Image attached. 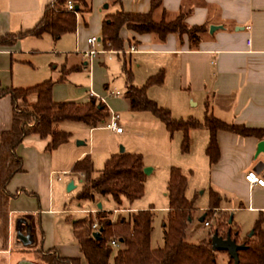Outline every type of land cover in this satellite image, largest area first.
Listing matches in <instances>:
<instances>
[{
	"label": "crops",
	"instance_id": "1",
	"mask_svg": "<svg viewBox=\"0 0 264 264\" xmlns=\"http://www.w3.org/2000/svg\"><path fill=\"white\" fill-rule=\"evenodd\" d=\"M52 2L53 0H0V37L33 30ZM152 2L153 0H122L119 5L113 0H88L89 7L78 15L83 22L78 23L75 35L79 34L83 41L86 38L88 49V38L97 37L101 40L102 37L103 22L108 14H104L101 9L113 7L111 14L119 11L148 14L152 10ZM161 2L168 12L167 20L186 14L188 26L206 25L209 30L201 36L199 47L194 49L190 46L188 36L170 34L162 41L154 34L139 35L127 29L122 30L121 37L125 41L123 50H128L133 45L138 48L137 53L128 55H137L140 57L139 61L145 64L146 82L160 72L164 74V82L150 87L148 96L159 106L169 109L175 119L192 118L203 122L208 107L210 114L228 124L264 130V0ZM95 8H99L102 15L100 13L95 16L92 13ZM85 15L89 16L91 24L86 21ZM211 26L218 29L210 33ZM66 35L59 39L51 35L41 38L28 36L14 46H0L2 87L28 89L49 80L37 75L34 67L37 57L43 53L41 42L50 39L57 44ZM97 57L93 61L83 57L82 65L90 71ZM81 68L74 66L70 69L63 66L62 72L65 74L67 70L77 71ZM127 87L128 82L126 92ZM126 92L125 106L127 104L131 109ZM110 96L118 97L120 94L110 93ZM97 98L112 110L107 100ZM53 99L57 103H77L64 102L56 96L54 89ZM35 100V97L31 98V101ZM13 108L10 96L0 98V132L12 128ZM102 124L91 130L104 127ZM190 137L191 147L200 144V147L205 148L210 141V133L206 128L191 130ZM217 140L219 159L215 163H211L208 156L201 160L205 176V182L201 186L210 193L214 191L222 196L220 209L216 211L231 215L241 237H245V231L252 230L258 219L264 218V187L251 185L245 179L249 172H256L264 179V153L257 155L259 144L264 139L220 131ZM50 141V137L42 139L39 135H31L17 150L24 161L23 172L17 174L8 185V191L15 197L9 202L8 242L5 248L0 246V264H43L38 261L43 252L54 250L62 258L79 259L81 264H88L74 235L73 223L77 220L71 221L67 217V221L63 222L58 217L60 214L69 215L73 211H60L54 207L52 181L55 177V162L52 152L47 151ZM86 156L87 153H81L74 164ZM182 173L188 179L183 171ZM76 174L85 179V174ZM126 211L131 216L141 210L130 208ZM166 220L167 217L163 223L164 232ZM191 233L189 230L188 237H191ZM204 239L205 237L202 240Z\"/></svg>",
	"mask_w": 264,
	"mask_h": 264
},
{
	"label": "trees",
	"instance_id": "2",
	"mask_svg": "<svg viewBox=\"0 0 264 264\" xmlns=\"http://www.w3.org/2000/svg\"><path fill=\"white\" fill-rule=\"evenodd\" d=\"M72 1L79 10L67 11ZM121 4L122 0H113ZM89 7L88 0H53L45 9L40 23L30 31L0 37V46H14L25 37L41 38L51 35L59 39L66 34H75L78 27V15ZM168 12L161 0H153L152 10L148 14H132L119 11L108 15L103 22L102 43L111 42L114 50H123L125 41L121 37L123 29L139 35L154 34L165 41L170 34L180 37L188 36L191 48H198L201 36L208 32L206 25L190 27L180 14L174 20H167ZM73 70V69H72ZM67 70L60 81H65L72 71ZM164 82L163 72L148 79L145 85L137 87L132 84L128 74L126 97L133 112H151L155 114L171 132L182 131L184 139L182 148L190 151V132L194 129L206 128L210 133V141L206 149L211 163L220 156L217 134L220 131L234 133L242 137L264 139V130L251 129L245 126L228 124L207 112L204 121L196 119H175L169 109L148 97V90L154 85ZM55 82L48 80L28 89L3 88L0 81V98L10 96L13 100V122L9 131L0 132V246L5 248L8 242L9 202L15 197L8 191L12 179L23 172V159L18 155V148L31 135H39L42 139L51 138L47 151L52 152L69 142L71 134L61 130L59 126L66 122L85 123L96 128L109 118L107 106L92 97L87 103H57L53 99ZM35 97L33 102L31 98ZM22 101V103H21ZM145 165L143 157L137 154L119 153L106 162L105 168L94 177V166L90 156L78 161L74 173L85 174V183L79 194L80 200H94L96 196L112 197L122 205L126 199L134 203L145 195ZM188 179L181 169L173 167L168 182L169 213L165 223L164 246L152 247L154 208L139 211L127 217L119 216L117 220L110 218L107 211L98 212V225L103 228L101 239L94 238L93 219H81L73 223L74 235L78 240L88 264H219L218 251L212 247V238L199 243H190L189 226L192 221L193 202L186 197ZM222 196L210 193V214L220 209ZM209 214H206L207 221ZM228 215L224 223H220L210 234L216 231L223 238L230 233L233 240L246 248L239 251V264H264V218L261 217L253 228L252 236L241 237L238 228L230 223ZM117 238L123 249L115 250L110 242ZM227 254L226 252H222ZM228 255V254H227ZM45 264H81L79 259H65L57 251L43 252ZM227 264H235L228 255Z\"/></svg>",
	"mask_w": 264,
	"mask_h": 264
},
{
	"label": "rangeland",
	"instance_id": "3",
	"mask_svg": "<svg viewBox=\"0 0 264 264\" xmlns=\"http://www.w3.org/2000/svg\"><path fill=\"white\" fill-rule=\"evenodd\" d=\"M113 10V7L107 10L101 9L104 14L108 15L113 13ZM92 13L97 16L101 12L99 8L98 10L95 8ZM85 19L91 24L88 15H85ZM82 22L83 19L79 16L78 23ZM85 41L81 39L79 34H68L57 44H54L50 39L42 41L41 49L43 53L34 62L37 75L55 82L54 92L64 102L87 103V99H91V93L96 96L95 98L99 102H102V100L97 97L104 98L111 105V111L120 115V126L124 133L116 135L107 128V123L111 117L109 111L106 124H102L104 127L95 130H91V127L85 123L72 121L62 123L61 129L70 133L71 138L69 142L52 151L55 162L53 168L55 177L52 181L54 207L60 211L71 210L73 213L69 215L60 214L58 217L63 222L67 221V217H70L71 221L73 219L91 218L94 225L98 224L99 204H102L104 211L112 213L110 216L112 220H117L119 216L129 218L130 215L126 210L130 208L143 211L154 207L156 211L153 220L152 245L156 249L162 248L165 235L163 223L164 219L168 217L170 206L168 182L170 171L175 167L182 169L188 177V184L190 183L186 191V197L193 202L194 211L189 226L192 235L187 240L194 243L201 241L203 237L205 239L212 238L210 231L214 230L218 224L224 223L228 214L219 210L213 211L211 214L209 212L210 192L201 186L203 185L202 182H205L201 160L207 156V147L203 148L199 146L200 144H196L194 147L190 146V153H185L182 148L184 139L182 131L171 133L155 114L151 112H133L127 107V104L125 106L124 99L128 74L130 73L133 85L142 86L146 84L144 78L145 64L139 61L140 57L128 54L126 56L123 54L121 56L114 55L110 61L107 55H101L97 57L95 64L89 71L88 68L85 69L82 65L83 54L81 52L87 49ZM101 49L102 46L98 45L97 50ZM63 66L70 69L74 66H81L82 68L81 70L71 71L65 81H60L64 75V72H62ZM110 93H119L120 96L111 97ZM79 143H83V145L80 146ZM122 149L130 154L141 155L145 168L152 169V172L146 175L144 197L134 203H130L125 199L122 205L117 204L109 196L101 197L97 195L94 200H80L79 194L85 179L76 173H72L75 165L74 160L81 153H87V156L92 159L95 170L93 176L96 177L105 168L108 159L121 153ZM59 177H61V181L57 180ZM72 183L75 188L69 190ZM118 209L121 211L119 210L115 215L114 211ZM92 210L94 213H90ZM84 211L89 212L85 213ZM204 214H209L207 221L210 223V227H206L204 221H201ZM233 226L237 228L234 218ZM252 231L253 229L248 232L245 231L246 236L250 235ZM121 249H123L122 246L119 250ZM217 257L219 264H227V254L218 252ZM39 260L45 264L42 258H39Z\"/></svg>",
	"mask_w": 264,
	"mask_h": 264
},
{
	"label": "built area",
	"instance_id": "4",
	"mask_svg": "<svg viewBox=\"0 0 264 264\" xmlns=\"http://www.w3.org/2000/svg\"><path fill=\"white\" fill-rule=\"evenodd\" d=\"M66 9L69 12H75L76 6L72 1H69ZM87 44L89 45V48L81 53L83 54V57L85 59H88L89 61H93L99 55H107L109 57V60H112L114 55L133 54V53L138 52V48L135 45L131 46L128 50H114L112 48L111 42L107 41L106 43H102V41L98 40L97 37L88 38ZM98 45L102 46L101 50H97ZM91 96L96 97V96H93V93L91 94ZM108 111L110 112L111 117H110V121L107 123V128L117 134L123 133V129L120 126V115L109 110V108H108ZM245 179L251 185L264 187V179L260 178L256 172H249L246 175ZM58 180H61V177H59ZM118 212L119 210H115L114 211L115 215ZM204 224L206 227H210V223L208 221L204 222ZM99 230H100L99 225L94 224L93 231L98 232ZM110 246L115 250H119L122 245L119 242V240L115 238L110 242Z\"/></svg>",
	"mask_w": 264,
	"mask_h": 264
},
{
	"label": "water",
	"instance_id": "5",
	"mask_svg": "<svg viewBox=\"0 0 264 264\" xmlns=\"http://www.w3.org/2000/svg\"><path fill=\"white\" fill-rule=\"evenodd\" d=\"M108 8V6H106ZM76 10H79V7H76ZM218 27L216 26H211L210 28V33H214ZM79 145H83V143H79ZM121 153H124V150L122 149ZM260 153H264V141L260 142L259 147H258V152L257 155ZM152 169L151 168H144V174L149 175L151 173ZM75 188L74 184L72 183L69 186V190H72ZM99 211L103 210L102 204L98 205ZM206 219V214L201 218V221H205ZM233 222V218L230 219V223ZM103 233V228H100L98 232L94 233V238L99 240L101 239V235ZM253 232L249 235L252 236ZM212 247L215 251L218 252H226L234 261L235 264H239V251L245 249L246 247L244 245L238 244L235 240H233L231 234L229 233L227 235V238H223L220 236L219 232L216 231L215 234L212 237Z\"/></svg>",
	"mask_w": 264,
	"mask_h": 264
}]
</instances>
